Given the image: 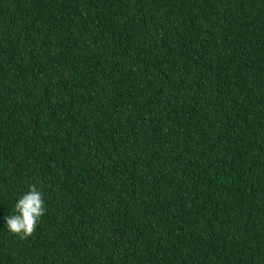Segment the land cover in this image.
Wrapping results in <instances>:
<instances>
[{
  "label": "trees",
  "instance_id": "1",
  "mask_svg": "<svg viewBox=\"0 0 264 264\" xmlns=\"http://www.w3.org/2000/svg\"><path fill=\"white\" fill-rule=\"evenodd\" d=\"M0 264H264V0H0Z\"/></svg>",
  "mask_w": 264,
  "mask_h": 264
},
{
  "label": "clouds",
  "instance_id": "2",
  "mask_svg": "<svg viewBox=\"0 0 264 264\" xmlns=\"http://www.w3.org/2000/svg\"><path fill=\"white\" fill-rule=\"evenodd\" d=\"M45 212L46 207L42 193L33 184L16 202V214L5 218L7 230L19 236L20 239H28L36 231Z\"/></svg>",
  "mask_w": 264,
  "mask_h": 264
}]
</instances>
